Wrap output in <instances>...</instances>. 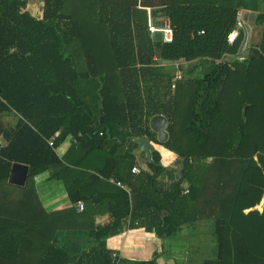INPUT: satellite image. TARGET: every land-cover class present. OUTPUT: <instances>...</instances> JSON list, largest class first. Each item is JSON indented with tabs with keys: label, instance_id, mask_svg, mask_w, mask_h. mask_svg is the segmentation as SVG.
Segmentation results:
<instances>
[{
	"label": "trees",
	"instance_id": "1",
	"mask_svg": "<svg viewBox=\"0 0 264 264\" xmlns=\"http://www.w3.org/2000/svg\"><path fill=\"white\" fill-rule=\"evenodd\" d=\"M247 1L250 0H44L43 16L36 18L26 10V0H0V114L15 111L22 116L14 131L0 122V134L7 141L6 146L0 147V180H7L12 162L29 166L27 181L50 165L66 168L56 151L67 139H75L80 149L88 143L96 147L110 145L106 161L117 164L119 156L114 148L148 130L118 131L119 125L123 126L122 118L133 120V66L136 61L151 62L139 48L134 52L132 23L135 29L145 30L150 40L148 14L153 22L166 16L173 28L172 40L151 41L158 47L160 59L202 58L209 67L199 77L186 75L178 81L179 88L173 95L166 93L169 136L163 144L183 161L174 192L167 194L153 184L163 167L158 154H151L150 187L162 201L167 200L162 224L155 232L160 238L171 236L181 223L188 222L177 200L186 198L180 196L183 181L190 183L187 195L193 200L203 189H210L209 185L215 187L208 194L209 202L204 204L209 203L208 207L218 189L229 184L233 191L228 213L213 216L219 257H231L233 251L235 261L225 259L219 264H264V200L261 211L253 208L264 194V9L255 18L262 26L258 53L252 52L247 60L232 66L215 64L213 60L226 49L235 51L238 47L241 36L228 47L226 35L239 7L258 8L255 0L253 6H248ZM89 19L91 30L106 28L113 33L106 38L111 52L101 54L90 47L85 51L88 68L79 70L73 57L74 41L82 40L78 39L79 32ZM97 40L98 37L93 38ZM121 67L127 70L119 71ZM127 76V84L122 87L125 101L121 102L113 83ZM160 77L161 82L171 79L162 73ZM85 83L90 89L80 86ZM79 89L90 94V103L81 95L76 99ZM206 160L209 162L204 163ZM200 170L212 181L200 182ZM98 173L103 178L113 175L107 167H100ZM65 186L72 201L77 202L81 196H74L66 183ZM117 191L113 220L94 231L93 239L98 242L80 254L75 264H117L119 258H112L105 238L121 232L122 220L128 215L129 226H133L136 208L125 190ZM158 207L162 209L161 204ZM248 208L253 209L245 213ZM45 215L42 219L27 211L0 213V264L70 263V255L55 244L60 221L52 218L53 213ZM52 222L54 225L49 228ZM231 237L241 245L232 247ZM247 255L250 260L243 259ZM156 256L133 264H156Z\"/></svg>",
	"mask_w": 264,
	"mask_h": 264
},
{
	"label": "crops",
	"instance_id": "2",
	"mask_svg": "<svg viewBox=\"0 0 264 264\" xmlns=\"http://www.w3.org/2000/svg\"><path fill=\"white\" fill-rule=\"evenodd\" d=\"M239 8L253 13L251 7ZM26 10L32 16L42 18L44 0H26ZM148 12L149 8H147ZM106 14L110 17L109 12L105 11ZM255 18V25L252 22V27H259L260 31L253 28L252 33L254 36L252 38L259 37L260 33L261 39L262 26L255 22ZM115 20L117 21V19ZM154 23L156 25L162 24L158 18L155 19ZM90 24L89 19L85 28L79 32L78 39L81 38L82 40L74 41L76 47L73 48V57L79 70L88 68L85 61V51L90 47L101 54L111 52L109 41L106 38H111L113 33L106 30V28L104 30H91ZM131 29L135 44L134 52L137 53V48H139L142 56L150 58L151 62L136 61L133 66L135 69L133 79L135 78V81L131 85L133 93L130 94L133 95L130 101L133 103L134 108L132 114H130L133 120L130 122L128 116L124 115L128 119L123 120L122 118L123 126L119 125L118 131L128 132L134 129L136 131V129L143 130L147 128V134L141 136L148 138L153 150L148 153L141 150L136 142L141 136L126 140L123 145L114 148L119 156L116 164L115 161H106V153L112 149L110 145L104 144L101 147H96L92 143H88L86 146H82L87 152L86 155H83L84 150L83 148H77L74 143L75 139H67L57 146L56 151L60 161L66 165V168L61 165H50L48 169L42 170L33 176L32 180L27 181L26 176L24 184L18 185L9 181L12 165L14 163L26 165L27 174L29 166L21 162L11 163L7 180H0V213L24 214L27 211L28 213H34L37 217L40 216L42 219L47 217L46 213H53L52 218L55 217V221H60L59 224L61 225L60 229L55 232V244L70 255L71 260L68 264H75L80 254L98 242L93 239L94 231L113 220L116 199L119 196L117 190L122 189L128 193L130 203L134 200L136 208L132 220L133 226H129L131 217L128 215L122 220L121 232L105 238L107 247L112 250V253H116L119 258L117 264L148 261L156 254V264H219V261L225 259L231 262L235 261L233 251L231 257L228 255H220L221 257H219V243L213 216H225V213H228L227 209L230 206V197L233 191L232 185L225 184V189H218V195H215L212 205L208 207L209 203H207L208 206H204V204L209 202L208 194L213 193L212 190L215 187L211 188L212 185L208 184L210 189H203L198 197L193 200L187 195L191 190L190 183L187 180L183 181L180 185V196L186 198L183 200L177 198V200L180 201V212L189 219L188 222L186 221L187 224L181 223V228L171 236L160 238L155 232V228L160 227L162 224V213L167 206V200L162 201L159 195L156 196L153 188L150 187L149 176L152 171L149 167V161H151V154L154 151L158 154L159 163L163 167L162 171L155 176L153 184L155 188L165 191L167 194L174 192V183L180 177L183 160L174 151L167 148L163 144L164 141L158 139V133L151 128L150 120L155 115H163L167 120L165 130L169 136V110L166 108L169 100L166 93H170V82L173 75L179 68L188 73L185 70L188 65H192L194 68L193 71L191 70L192 73H201L208 65L204 66L206 59L202 58L164 63L159 57L158 47L151 42L155 41L151 37L152 33L149 32V40L145 30L135 29L133 23ZM97 37L98 42L93 41V38ZM101 38H103L102 41ZM120 43L122 44V40ZM100 68L104 69L105 67ZM122 69L127 70L126 67H121L119 71ZM161 73L162 75H170L171 79L167 82H161ZM128 78L129 76L123 77L121 80L116 79V83H113V87L116 89H113L114 93L118 91L116 95L121 102L122 100L125 101V93L122 87L127 84L125 79ZM77 85L79 86L78 80ZM80 86L90 89L88 83ZM176 87L179 88L178 83ZM79 90L82 94L78 91L76 99L81 95L85 101L90 103L92 101L90 94L81 89ZM20 118L22 119V116L15 111H6L0 114L1 124L10 131L16 129L20 123ZM208 162L209 160H206L204 163ZM100 167L104 169L107 167L113 175L103 178L98 173ZM133 168L137 170L134 171ZM51 173L60 176L53 177ZM198 174L197 176L202 179L200 182L204 179L211 180V178L203 175L202 170L198 171ZM109 178L114 181H121L122 186L109 181ZM65 183L74 196H81L79 200L85 206L83 211L77 210L76 202L72 201ZM196 185L200 186L199 183ZM185 189H188L187 193H183ZM263 200L264 194L261 202L253 208L261 211ZM160 204L162 205L161 210L158 207ZM210 208L214 210L211 213ZM253 208L245 209L244 212L246 213ZM77 215L82 216L78 218ZM62 219L64 220L61 221ZM53 225L52 222L49 228H52ZM229 244L233 247L235 244L241 245V242L234 241L231 237ZM236 258H239V256L236 255ZM245 258L250 260L249 255L243 257V259Z\"/></svg>",
	"mask_w": 264,
	"mask_h": 264
},
{
	"label": "built area",
	"instance_id": "3",
	"mask_svg": "<svg viewBox=\"0 0 264 264\" xmlns=\"http://www.w3.org/2000/svg\"><path fill=\"white\" fill-rule=\"evenodd\" d=\"M251 11L238 8L235 14V21L232 28L229 29L226 35V43L227 46H233V44L237 41V39L241 36L238 47L235 51H230L226 49L222 52V54L213 59L215 64H227L228 66H232L234 62H242L247 60L254 50H258L257 48H252L250 46V30L248 31V24L246 21V15ZM158 19L162 22L161 25H156L153 22V19L148 14V30L150 33L155 31L161 32V42H170L173 38V28L170 25L169 19L166 16H160ZM182 60V59H181ZM184 61V60H183ZM184 78V73L181 68H179L175 74L173 75L170 82V93L174 94V90L176 88L177 82ZM101 134V133H100ZM80 135V134H79ZM76 141V140H74ZM7 145V142L0 135V147H4ZM136 171V168H133ZM111 182H115L117 185L122 186L121 182L118 180H113L112 178L108 179ZM188 189H185L183 193H187ZM76 208L78 211H83L85 206L84 203L79 200L76 202ZM112 258H117L116 253H112Z\"/></svg>",
	"mask_w": 264,
	"mask_h": 264
},
{
	"label": "water",
	"instance_id": "4",
	"mask_svg": "<svg viewBox=\"0 0 264 264\" xmlns=\"http://www.w3.org/2000/svg\"><path fill=\"white\" fill-rule=\"evenodd\" d=\"M151 37L155 41H160L161 40V32L155 31L152 33ZM253 52L258 53V50H254ZM162 62L171 63L172 60L162 59ZM150 126L154 131H156L158 133V139L160 141H165L167 139L168 135H167V132L165 130V128L167 126V120L163 115L158 114V115L153 116L150 120ZM136 142L139 145V147L141 148V150L145 151L146 153L153 150V146L149 143L148 138L145 136L139 137L136 140ZM26 176H27V166L26 165L19 164V163H14L12 165L11 176L9 178L10 182H12L14 184L22 185V184H24Z\"/></svg>",
	"mask_w": 264,
	"mask_h": 264
},
{
	"label": "rangeland",
	"instance_id": "5",
	"mask_svg": "<svg viewBox=\"0 0 264 264\" xmlns=\"http://www.w3.org/2000/svg\"><path fill=\"white\" fill-rule=\"evenodd\" d=\"M255 2L257 3V7L258 8H251V10L253 11V13L251 12L252 14L250 13L249 15H246V21H247V24H248V31L250 30V32L253 30V28L255 30L256 29H259V30H256V31H260V28L259 27H256V26L252 27V24L251 23L253 22V25H255L254 24V18H255V16L264 9V0H255ZM259 2H261V3L259 4ZM247 4H248V6H253L254 5L253 4V0L252 1L251 0L250 1H247ZM253 36L254 35L251 32L250 33V37H249V39H250V46L252 48H257V45H258L259 41L261 40L260 39V33H259V37L257 36L255 38H252ZM205 61L206 62H204V66L208 65V61L207 60H205ZM207 67H209V66H206V69L204 71H202L201 73L198 72V73H195L194 74V73H192V71H193L192 69H194V68L192 67V65H188V67L186 66L187 69H185V70L188 71V73L187 72H183L184 73V77L186 75H191V76L193 75L195 77H199L202 73H204L206 70H208Z\"/></svg>",
	"mask_w": 264,
	"mask_h": 264
}]
</instances>
